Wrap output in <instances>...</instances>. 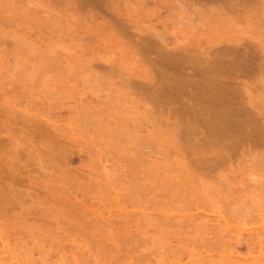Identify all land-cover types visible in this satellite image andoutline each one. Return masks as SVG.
Listing matches in <instances>:
<instances>
[{
	"label": "rangeland",
	"instance_id": "rangeland-1",
	"mask_svg": "<svg viewBox=\"0 0 264 264\" xmlns=\"http://www.w3.org/2000/svg\"><path fill=\"white\" fill-rule=\"evenodd\" d=\"M94 1L0 0V238L16 264H187L195 252L203 264H236L221 257L231 246L246 259V244L264 247V146L231 148L218 131L192 154L174 116L158 115L147 50L169 58L257 45L261 70L232 96L257 133L264 0ZM217 154L225 161L205 169L201 158ZM218 213L247 239L242 248Z\"/></svg>",
	"mask_w": 264,
	"mask_h": 264
},
{
	"label": "bare ground",
	"instance_id": "bare-ground-1",
	"mask_svg": "<svg viewBox=\"0 0 264 264\" xmlns=\"http://www.w3.org/2000/svg\"><path fill=\"white\" fill-rule=\"evenodd\" d=\"M83 1V0H81ZM79 0V2H81ZM92 1V0H91ZM94 1V0H93ZM96 1V0H95ZM94 1V2H95ZM196 1V0H195ZM201 3L203 2L202 0H199ZM199 1L198 4H199ZM205 5H206V0H204ZM209 2V0H207ZM211 1V0H210ZM218 1V0H217ZM216 0H214V2H217ZM223 0H221L220 2L218 1L217 3H221ZM225 1V0H224ZM87 2V1H86ZM89 2V1H88ZM100 2V1H99ZM97 1L98 4L99 3ZM213 0H212V4H214ZM91 3V2H90ZM203 3V4H204ZM82 4V3H81ZM85 4V3H84ZM101 4V2H100ZM211 4V3H209ZM86 5V4H85ZM208 5V3H207ZM92 6V5H91ZM90 6V7H91ZM94 6V5H93ZM100 6V5H99ZM87 7V6H86ZM183 15V14H182ZM189 15V14H188ZM191 19V18H190ZM185 20V19H184ZM188 20V17L187 19ZM189 21V20H188ZM142 42V41H141ZM140 42V43H141ZM190 42V41H189ZM150 43V42H147ZM187 43V42H186ZM191 43V42H190ZM244 43V42H243ZM144 48L145 52H147V55H149V51H150V55L155 54V58L152 59L154 63L155 60H157L158 62V71L156 70L155 73H153L154 71L152 70V73L154 74L153 79L154 82H152L155 87L159 84L160 86L158 87L159 89H155V87L152 84L149 88V90H151L153 92L150 91L152 98H149L151 100H153V102H157L156 104L159 105V107H157L158 110V115H160L162 117L163 120H168L170 121V117L172 118V121L174 120V122L178 125L176 126L179 127V134L184 135V141H186L187 143H189V146L191 147V149H195V152H192V154L194 155H198L197 158H200L202 152L199 151V149H201L202 145H204V142H208L211 143L213 141L211 140H215L213 137L214 135H218L219 138H221L220 134H225L224 137H228L227 141H228V147L233 148V146L241 143L242 146L244 147H248V145L250 144H259L261 143L262 146H264V130L261 131H257V133L255 132L256 127L253 128L252 124L255 126V123H250L249 119H241V117L238 115L240 114V112L238 113V110H235L236 108H234V106L236 107V105H234L235 103H232V96L235 97V94L233 93L236 92V90H234L233 88L235 87H239L240 85H242V81L247 78L252 76L253 74L258 73V71L261 70L260 67H262L263 62L260 60L262 59L258 54L261 53L258 52L257 49V45L256 48L255 46H251L252 44H239V42H235L234 44H226V45H222V47L217 46L218 48L215 47V49H213L212 51L208 52H204L202 54H204V56L201 55H194L193 52L190 53H186L188 52L187 50H185L182 54H174L173 56L169 57V58H165L164 56H161V52H160V56L158 58V49L157 47L154 48H150L153 49L154 52L150 49H148V45L144 42ZM145 44L147 47H145ZM151 45V43H150ZM155 43L151 46H154ZM143 46V45H142ZM212 48V47H211ZM148 49V50H147ZM147 50V51H146ZM160 50V49H159ZM161 51V50H160ZM197 51V50H196ZM152 52V53H151ZM157 52V53H156ZM207 53V54H206ZM258 56V57H257ZM149 57V56H148ZM148 59H151L148 58ZM258 60V61H256ZM150 61V60H149ZM255 61L257 62V64L255 63ZM262 63H260V62ZM150 62V63H151ZM259 62V63H258ZM152 63V65H153ZM156 64V63H155ZM154 64V65H155ZM156 67V68H157ZM156 72L158 73V76ZM156 78V80H155ZM158 78V79H157ZM243 79V80H242ZM153 81V80H152ZM155 81H158L159 84H157ZM153 88L159 92V94H156L153 90ZM148 90V89H147ZM148 94V95H150ZM234 94V95H233ZM156 100V101H155ZM234 100V99H233ZM237 103V102H236ZM237 109L238 105H237ZM240 111V110H239ZM163 113L168 114V116L166 114L161 115ZM166 115V116H165ZM172 115V116H170ZM165 117V119L163 118ZM249 117V116H248ZM252 120V119H251ZM168 121V123H169ZM177 121L179 123H177ZM172 122V123H174ZM252 122V121H251ZM171 123V122H170ZM169 123V124H170ZM175 124V125H176ZM178 129V128H177ZM254 130V131H253ZM258 130V129H257ZM178 131V130H177ZM219 132H222L220 134H218ZM225 132V133H224ZM228 132V133H227ZM182 135V136H183ZM222 138L221 139H226ZM211 141V142H210ZM217 141V140H215ZM256 141V142H253ZM208 143V144H209ZM186 144V143H185ZM191 144V145H190ZM207 144V143H206ZM211 145V144H210ZM214 145V144H213ZM187 146V144H186ZM234 146V147H235ZM188 148V147H187ZM209 148V147H208ZM214 148V147H213ZM222 148V147H221ZM216 149V148H215ZM188 150V149H186ZM217 150V149H216ZM207 151V150H206ZM217 152V151H216ZM219 152V151H218ZM209 153V152H208ZM215 153V152H214ZM218 155V154H217ZM221 156L218 155L217 156H208V157H202L201 159L203 160L202 162L204 163L203 166H205V164H207L205 167V169H209L210 166V170L213 169V166H218V162L221 160V162L225 161L224 157L222 156L221 159H217ZM196 159V157H194ZM193 158V159H194ZM194 159V160H195ZM223 159V161H222ZM227 159V158H226ZM197 160V159H196ZM198 161V160H197ZM199 161H201L199 159ZM194 162V161H193ZM201 162V163H202ZM200 163V162H199ZM106 164V163H105ZM198 164V163H197ZM218 164V165H217ZM104 165V164H103ZM200 165V164H199ZM209 165V166H208ZM108 166V165H107ZM106 166H103V171L107 170L105 168ZM110 167V166H109ZM110 169V168H109ZM108 169V170H109ZM111 171V170H110ZM109 171V172H110ZM106 171H104L103 174H105ZM108 173V172H106ZM117 190V189H116ZM84 202V201H83ZM87 202V201H86ZM85 203V202H84ZM119 203V202H118ZM82 205V204H81ZM141 206V205H140ZM83 207H85L83 205ZM88 207V206H87ZM142 207V206H141ZM149 208V207H148ZM86 209V207H85ZM88 209V208H87ZM117 209V208H116ZM127 209V208H126ZM135 209V208H134ZM137 209V208H136ZM156 209V208H155ZM197 209V208H196ZM112 210V209H111ZM118 210V209H117ZM116 210V211H117ZM148 210V209H147ZM160 210V209H159ZM122 211V210H121ZM156 211V210H155ZM213 211V210H211ZM88 212V210H87ZM110 212V209L109 211ZM135 212V211H134ZM161 212V211H159ZM205 212V211H204ZM208 212V211H207ZM219 212V211H218ZM90 213V212H89ZM93 213V212H92ZM114 213V211H113ZM121 213V212H120ZM146 213V211H145ZM222 213V212H221ZM97 214V213H95ZM131 214V213H130ZM160 214V213H159ZM207 214V213H206ZM210 214V213H209ZM102 215V214H101ZM121 215V214H119ZM123 215V214H122ZM129 215V214H128ZM143 215L147 216L146 214L143 213ZM214 215V214H213ZM98 216V214H97ZM103 216V215H102ZM101 216V217H102ZM105 216V215H104ZM113 216V215H112ZM116 215H114L113 217H115ZM124 216V215H123ZM142 216V215H141ZM150 217H152V215H149ZM199 216V215H197ZM212 216V215H211ZM122 217V216H121ZM119 217V218H121ZM129 217V216H127ZM136 217V215H135ZM210 217V216H209ZM213 217V216H212ZM228 217V216H227ZM99 218V217H98ZM108 218V217H107ZM118 218V219H119ZM123 218V217H122ZM130 218V217H129ZM132 218V217H131ZM160 218V217H159ZM164 218V217H163ZM206 218V217H205ZM214 218L219 222V220L221 222H223L227 227H230L228 225V220L225 216L221 215V214H217L214 216ZM214 218H212L214 220ZM229 218V217H228ZM102 219V218H100ZM112 218H110L111 220ZM134 219V218H133ZM208 219V218H207ZM211 219V218H210ZM233 219V218H231ZM104 220V218H103ZM106 220V218H105ZM104 220V221H105ZM108 220V219H107ZM164 220V219H162ZM205 220V219H204ZM209 220V219H208ZM235 219H233L234 221ZM102 221V220H101ZM112 221V220H111ZM117 221V219H116ZM131 221V220H130ZM133 221V220H132ZM158 220H156L157 222ZM211 221V220H209ZM216 221V222H217ZM252 220L247 221L246 223L249 222V224H251ZM263 221V220H262ZM261 221V223H262ZM109 222V221H108ZM136 222V221H135ZM134 222V223H135ZM155 222V221H154ZM212 222V221H211ZM214 222V221H213ZM221 222L219 224V226H221ZM256 222V221H255ZM259 222V221H258ZM110 223V222H109ZM126 223V222H125ZM236 221L233 223L235 225ZM238 223V222H237ZM257 223V222H256ZM111 224V223H110ZM127 224V223H126ZM131 224V222H130ZM138 223L136 222V225ZM154 224V223H153ZM245 224V222H244ZM242 223V228H245L246 226ZM255 224V223H254ZM253 224V225H254ZM260 224V222L258 223V225ZM135 225V226H136ZM213 225V224H212ZM211 225V227H212ZM216 225V224H214ZM237 225V224H236ZM235 225V226H236ZM134 226V225H133ZM139 226V225H138ZM209 226V225H208ZM218 226V225H217ZM241 226L240 224L238 225V227ZM251 226V225H250ZM210 227V228H211ZM215 228V226H213ZM222 227V226H221ZM257 227V226H256ZM130 228V226H129ZM137 228V227H136ZM223 228L226 227H222L221 229L224 231ZM252 228V226H251ZM139 229V228H138ZM218 229V228H217ZM220 229V230H221ZM229 229V228H226ZM240 229V227H239ZM231 232H235V237L239 238L243 235L241 232L239 231H234L233 229H231ZM215 231V230H213ZM256 231V230H254ZM258 231V230H257ZM264 231V230H263ZM148 232V231H147ZM209 232V231H208ZM212 232V231H211ZM221 232V231H220ZM230 232V231H229ZM227 232V233H229ZM260 232V231H259ZM258 232V233H259ZM213 233V232H212ZM216 233V232H215ZM225 233V232H224ZM224 233L222 235H224ZM250 237L254 236L253 232H249ZM254 234H257V232H254ZM262 234V232H261ZM259 234V236L261 235ZM146 235V234H144ZM228 235V234H227ZM247 235V234H246ZM219 236V235H218ZM245 236V235H244ZM1 237V236H0ZM213 237V236H212ZM229 237V236H228ZM233 237V236H232ZM246 237V236H245ZM256 238V236H254ZM172 238V237H171ZM222 238V237H221ZM243 238V236H242ZM253 238V237H252ZM205 239V238H204ZM223 239V238H222ZM230 239V238H229ZM234 240L236 238H233ZM257 239L261 240V236ZM256 239V240H257ZM3 239L0 238V264H16L18 255L16 256L17 253H14L13 251H11V248L7 245H5V243L2 241ZM179 240V239H178ZM232 240V239H231ZM237 240V239H236ZM235 240V242L238 244H240V240L237 242ZM247 240V239H244ZM243 239L241 241H244ZM249 240V239H248ZM254 240V239H253ZM176 241V240H175ZM187 241V240H186ZM224 241V240H223ZM228 241V239H227ZM233 241V240H232ZM172 242V241H171ZM192 242V241H191ZM246 242V241H245ZM180 243V241H179ZM249 243V242H247ZM252 243V242H251ZM259 243V242H258ZM176 244H178L176 242ZM195 244V242L193 243ZM226 244V243H225ZM256 244V243H255ZM262 244V243H261ZM180 245V244H179ZM177 245V246H179ZM227 245V244H226ZM236 245V244H235ZM241 245V244H240ZM250 245V244H249ZM174 246V245H173ZM193 246V245H192ZM198 246V245H195ZM201 246V244H200ZM204 246V245H202ZM219 246V245H218ZM231 246V245H229ZM243 246V245H242ZM242 246H237V247H241ZM253 246V245H252ZM255 246V245H254ZM263 245L260 246V244L254 248H248L247 244V250L249 249V253L246 254L248 256H246V259H237L239 258L240 254H242V252L237 251V249L235 250L232 246L231 248H228V246H226L227 250L225 252L224 255V250H221L219 253H223L224 256L221 257H226V259H235L234 262H245L246 263L249 262V264H263L264 263V256H262L264 254V247L262 248ZM189 247V246H186ZM199 247V246H198ZM210 247V246H209ZM215 247V246H214ZM245 247V246H244ZM250 247V246H249ZM66 248V247H65ZM192 248V247H191ZM223 248V247H222ZM225 248V246H224ZM240 248V249H241ZM67 249V248H66ZM72 249V248H71ZM195 248H193V252H195L196 250H194ZM199 249V248H198ZM203 249V248H202ZM205 247H204V251H205ZM221 249V248H220ZM225 249V250H226ZM14 250V249H13ZM64 250V248L62 249ZM69 250V249H68ZM74 250V249H73ZM201 250V249H200ZM219 250V249H216ZM158 251V250H157ZM208 253V250H206ZM245 251V250H244ZM70 252V251H69ZM199 252V251H197ZM212 252V250H211ZM246 252V251H245ZM60 253V252H59ZM66 253V252H65ZM63 253V254H65ZM74 253V252H73ZM201 253V252H200ZM196 254V252L194 253L197 256H200L199 259L195 260V261H191L187 264H203L205 262V259L208 258V256H202V253L200 254ZM19 254V253H18ZM61 254V255H63ZM68 254V253H66ZM65 254V255H66ZM153 254V253H152ZM151 254V255H152ZM245 254V253H244ZM243 254V255H244ZM60 255V256H61ZM74 255V254H72ZM193 255V254H192ZM194 255V256H195ZM239 255V256H238ZM158 256V255H157ZM196 256V257H197ZM212 256V255H211ZM72 257V256H71ZM155 257V256H154ZM162 257V256H161ZM189 257V255H188ZM219 257V256H218ZM221 257H219L221 259ZM63 258V256H62ZM176 258V257H175ZM212 258V257H210ZM67 259V258H66ZM158 259V258H157ZM171 259V258H169ZM167 259V260H169ZM173 259V258H172ZM191 259H193L191 257ZM65 260V259H64ZM100 260V259H99ZM160 260V262H159ZM157 260L158 263L157 264H161V261L163 263V261L165 260H161V258ZM203 260V261H202ZM208 260V259H207ZM206 260V261H207ZM223 260H225V258H223ZM245 260V261H244ZM61 261V259L59 260ZM69 261V260H68ZM148 261V260H147ZM156 261V259H155ZM156 261V262H157ZM172 261V260H171ZM170 261V262H171ZM175 261V260H173ZM202 261V262H201ZM214 261V260H212ZM231 261H227L228 263H230ZM81 262V261H80ZM79 262V263H80ZM131 262V261H130ZM155 262V263H156ZM167 262V261H166ZM177 262V261H176ZM210 262V261H209ZM63 263V262H61ZM77 263V262H76ZM78 263V264H79ZM97 263V262H96ZM172 263V262H171ZM233 263V261H232ZM231 263V264H232ZM99 264V263H98ZM126 264V263H125ZM129 264V263H128ZM131 264V263H130ZM142 264V263H141ZM147 264V263H146ZM173 264V263H172ZM235 264V263H233Z\"/></svg>",
	"mask_w": 264,
	"mask_h": 264
}]
</instances>
